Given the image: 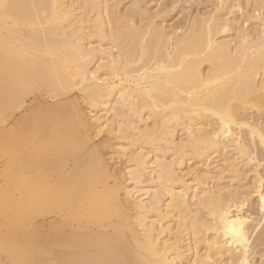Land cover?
I'll use <instances>...</instances> for the list:
<instances>
[{
    "label": "bare ground",
    "instance_id": "bare-ground-1",
    "mask_svg": "<svg viewBox=\"0 0 264 264\" xmlns=\"http://www.w3.org/2000/svg\"><path fill=\"white\" fill-rule=\"evenodd\" d=\"M118 86L116 103L152 118L136 139L170 152L160 184L195 161L194 202L179 196L174 225L157 229L141 210L159 197L143 205L118 191L124 172L101 148L113 136L96 140L102 128L85 119L45 131L14 185L28 264H264V0H0L6 108L71 123ZM3 173L8 195L7 158Z\"/></svg>",
    "mask_w": 264,
    "mask_h": 264
},
{
    "label": "rangeland",
    "instance_id": "rangeland-1",
    "mask_svg": "<svg viewBox=\"0 0 264 264\" xmlns=\"http://www.w3.org/2000/svg\"><path fill=\"white\" fill-rule=\"evenodd\" d=\"M124 87L127 88V84H124ZM117 89L119 92L116 90L107 103L95 105L90 108L82 102L84 105H81L79 110L81 109L80 111L83 115L76 113V117L74 119L71 118V120L73 119L71 123L66 121L64 116L59 115L57 112L51 113L49 110L31 113L25 108L22 111H16L14 106L6 108L0 98V264H28L31 256L33 257V244L30 240L21 236L19 218L16 214L17 195L14 192V185L19 164L21 160H23L21 159L22 156L30 165L29 154L34 152L32 147L33 140L39 139L45 134V131L50 132L59 129V133L62 136L66 133L64 128H74L72 123L74 124L77 120L85 119V121L88 122H95L97 124L94 123L96 126L89 127L92 128V130H95V127H100L99 129L102 128L101 134L96 140L101 139V137H107V139H109L113 136L111 137L113 140L110 138V141H108L112 142L102 145L101 148L103 150L105 163L110 170L112 169L111 172L115 169L120 175L124 172V175L122 174V177H120L118 189L120 195L122 194L124 199L130 202H134L133 199L138 200L141 201L142 204L146 203L147 205H149L148 203H151L152 200L156 201L160 199V203L154 202L157 204V206L154 205L155 209L152 207L153 205L151 207L149 205L147 210H141L142 213L149 212V214L146 213V217L149 216V218L147 217L148 220H146L148 221L147 223H149L150 220L157 221V225H159L156 227L157 229L171 226V222L174 225V218L177 215L176 209L180 210V205L178 204L177 207V204H175L179 196L183 195L188 204L194 202L193 196L197 189V173L195 170L197 165L194 164L195 161L188 160L186 164L176 169V174L181 178L178 184H173V181H171L170 184H160L155 176L159 170L156 164H160L162 159L164 162L166 161L168 163L169 159H171L170 152H165L166 158L165 154L162 155L164 153L163 151L162 154L158 152L159 150H157V152L153 151V147L149 145V147L147 145L144 146V143L140 142L142 140L136 139L138 137V139H140L143 129L147 127L146 124L150 123L151 121L149 120L152 118L149 119L148 114L145 113L133 115L128 112L126 106H123L125 104L124 102L121 101L119 104L116 103L119 93L121 94L122 92H120L122 87L118 86ZM76 94L77 91H72L67 96L71 97ZM25 100L26 104H31V97H27ZM56 101V99L48 96L42 104L45 108H48L50 105L55 104ZM117 112H119V114H117ZM109 131L112 133L110 132V134ZM184 132L175 133V144L180 145V143L182 144L187 141ZM108 136L110 137L108 138ZM55 137L58 139L60 138L57 133ZM5 158H7L9 184L11 186L8 195L4 188L3 170ZM125 166L130 167L122 170ZM136 168L137 170H135ZM156 169H158L157 172ZM164 187H169L170 189L166 192ZM157 197H159V199H157ZM172 203L173 205H171ZM154 210L155 212H153ZM159 211L162 212V214H159ZM156 213L157 217L154 215ZM26 222L29 224L30 220L27 219ZM191 263L194 264L193 262Z\"/></svg>",
    "mask_w": 264,
    "mask_h": 264
}]
</instances>
